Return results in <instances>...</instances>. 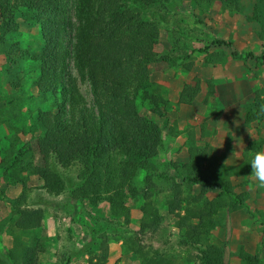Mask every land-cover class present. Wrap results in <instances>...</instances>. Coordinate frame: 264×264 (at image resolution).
<instances>
[{
	"label": "trees",
	"instance_id": "obj_1",
	"mask_svg": "<svg viewBox=\"0 0 264 264\" xmlns=\"http://www.w3.org/2000/svg\"><path fill=\"white\" fill-rule=\"evenodd\" d=\"M66 1L0 0V47L7 62L15 63L14 54L7 49L12 51L16 44L6 37L18 32L17 16L22 15L26 23L40 30L44 47L37 56L22 53L21 59L33 63L32 74L37 77L34 85L43 101L50 95L55 99L54 110L39 111L35 118L42 165H35L31 147L23 145L25 132L14 128L8 148L2 152L0 168L9 176L39 178L48 196L87 201L93 207L102 202L114 204L126 196L134 202L141 199L140 229L122 243L140 264H225L224 246L212 238V232L225 229L226 213L247 209L244 197L235 192L229 174L219 166L214 148L200 146L193 131L188 132L185 144L187 161L170 164L175 176L158 172L153 160L163 149L162 133L155 122L139 112L140 106L170 109L168 101L152 93L145 66L158 39L156 21L154 16L147 18L148 12L160 1L78 0L75 66L81 79L89 84L90 106L84 104L76 84L66 76ZM242 1L234 0L239 12ZM119 11L121 15L116 16ZM246 20L264 31V0H255ZM218 58L207 55L204 66L213 65ZM190 69L187 66V71ZM200 93L201 80L195 78L183 87L179 103L190 104ZM3 101L0 93V103ZM262 104L264 88L257 101L243 106L244 127L264 119V115H258ZM10 105L17 116L14 102ZM253 153L247 148L242 154L245 176L250 177L248 163ZM70 166L79 167V183L73 190L58 170ZM141 170L145 175L139 187ZM160 182L167 186V213L181 237L179 253H163L143 243L144 236L155 235L164 227L165 220L152 199V191ZM192 186L215 191L217 198L193 205L187 199ZM26 201L24 192L14 199L0 193V202L10 209L8 219L0 220V234L6 232L11 238L7 254L0 255L5 264H36L44 253L40 246L25 241L26 231L15 225L17 221L40 225L43 220V211L26 207ZM125 223L130 224L128 215ZM238 257L259 263L257 257L245 255L242 248Z\"/></svg>",
	"mask_w": 264,
	"mask_h": 264
},
{
	"label": "rangeland",
	"instance_id": "obj_2",
	"mask_svg": "<svg viewBox=\"0 0 264 264\" xmlns=\"http://www.w3.org/2000/svg\"><path fill=\"white\" fill-rule=\"evenodd\" d=\"M148 12L154 16L158 39L145 66L151 91L169 102L163 107H139V112L155 122L162 133L163 149L153 164L158 172L175 174L170 164L187 161L186 140L189 131L196 135L202 147H212L219 166L229 174L236 193L244 197L247 209L226 213L225 229H215L212 238L224 246L225 264H254L238 257L239 249L245 255L257 257L264 264V192L258 191L256 182L244 174L242 154L264 148V119L244 127L243 106L257 101L264 88V31L246 20L253 11L255 0H243L242 12L234 0H159ZM78 0H67L68 26L64 33L66 76L78 89L84 104L91 105L89 84L82 80L75 66V37L77 28L76 6ZM157 14V15H155ZM121 15V11L116 16ZM18 32L6 37L16 44L7 62L0 47V161L8 148L13 129L25 132L23 145L31 147L35 165H42L37 147L39 132L36 129L37 112L54 110L55 99L48 96L43 101L34 85L33 63L22 60L23 54L37 56L44 47L38 28L17 16ZM1 24V21H0ZM23 53V54H22ZM218 55L213 65L204 66L207 55ZM187 66H191L187 71ZM15 75L12 77V75ZM201 80V93L190 104H180L183 87ZM59 102L61 97L58 96ZM68 98V95H67ZM65 98V106L68 107ZM14 102L18 115L12 113ZM68 109V108H67ZM68 182L70 190L78 185L79 167L58 168ZM139 179L138 186H142ZM42 181L32 176H9L0 168V193L3 197L17 198L24 192L26 207L43 211L40 225L17 221L23 229L25 241L43 248L36 264H140L133 253L122 246L125 238L134 237L140 229L143 201L125 197L119 202H102L93 207L89 202L71 201L66 196L54 198L42 190ZM152 191L163 229L143 237V243L163 253H179V232L167 213V186L158 183ZM217 193L192 186L187 195L189 203L201 205L205 200H215ZM129 216L130 224L125 223ZM10 209L0 202V220L8 219ZM11 238L0 234V255L5 256ZM181 256L183 257L184 255ZM183 263V261H182ZM0 264H5L0 260ZM193 264V263H192Z\"/></svg>",
	"mask_w": 264,
	"mask_h": 264
},
{
	"label": "clouds",
	"instance_id": "obj_3",
	"mask_svg": "<svg viewBox=\"0 0 264 264\" xmlns=\"http://www.w3.org/2000/svg\"><path fill=\"white\" fill-rule=\"evenodd\" d=\"M258 115H264V104L260 105ZM251 167L250 176L256 182V186L264 189V148L255 151L248 163ZM145 173L139 172L138 179H143Z\"/></svg>",
	"mask_w": 264,
	"mask_h": 264
}]
</instances>
